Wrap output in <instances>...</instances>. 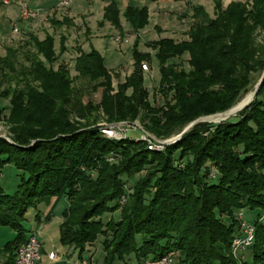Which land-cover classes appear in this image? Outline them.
<instances>
[{
    "label": "trees",
    "instance_id": "1",
    "mask_svg": "<svg viewBox=\"0 0 264 264\" xmlns=\"http://www.w3.org/2000/svg\"><path fill=\"white\" fill-rule=\"evenodd\" d=\"M192 12L187 40L160 39L146 46L158 64L162 107L148 102L141 64L151 61V55L137 50V38L133 70L112 96L110 73L100 53L90 48L76 58V72L100 80L104 89L98 108L108 122L133 121L143 114L145 131L167 137L199 118L229 110L250 86L251 75L262 74L264 49L255 46L254 33L264 30V0L232 2L225 9L216 1L213 18L202 7ZM122 16L134 31L146 24L144 9L128 8ZM104 19L119 28L113 3L105 8ZM33 44L43 61L32 58L21 71L16 50L6 47L0 57V84L15 78L23 82L21 88L0 89V100L9 99L14 125L10 142L0 137V172L13 165L19 173L13 193L0 187V226L14 232L2 246L4 264H14L18 246L35 230L24 227L27 210L45 204L47 221L61 198L67 207L59 241L77 252V262L101 236L103 264L124 262L132 255L142 264L171 251L179 254L180 264H264V223L259 220L264 216V76L253 101L235 120L215 126L197 123L162 151L150 150L142 140H116L95 128L73 127L67 108L72 80L63 67L51 68L57 59L53 39H34ZM184 55L188 71L180 66ZM121 197H126L123 206ZM244 209L261 213L250 224L252 245L234 257L232 242L242 236L237 217ZM104 214L117 218L106 224L95 220ZM41 218L40 213L34 216L36 223Z\"/></svg>",
    "mask_w": 264,
    "mask_h": 264
},
{
    "label": "rangeland",
    "instance_id": "2",
    "mask_svg": "<svg viewBox=\"0 0 264 264\" xmlns=\"http://www.w3.org/2000/svg\"><path fill=\"white\" fill-rule=\"evenodd\" d=\"M251 0H241L240 2H246L249 5ZM32 2V1H31ZM29 3V8H32V3ZM1 6V5H0ZM2 7H0V11H2ZM17 11V10H16ZM209 17L213 18L214 13L208 14ZM35 21V20H34ZM52 26H48L47 24L39 28L38 31L32 34H18L12 31L11 23L6 20H0V42H13L11 48L16 50V68L18 70H23L24 68H28L30 65V61L32 58L39 59L43 61L42 56L36 50L33 41L34 39L37 41H43L47 36H50L53 39V54L57 59L53 61L51 68L54 71H57L60 67H63L67 72V76L71 79V99L70 104L68 105V109L70 110L69 121L76 128L82 127H90L95 128L101 135L108 137L113 132L112 138L116 140H122L125 138L142 140L148 145V139L150 138L154 142H175L177 139L173 140L182 130L175 131L171 133L167 137H157L156 135L147 132L144 130L145 121H143V114H139V116L133 121H121L119 123H110L108 122L107 117L104 115L101 108H98L102 99L103 87L99 86V81H93L89 78L82 77L75 70V61L82 53H87L90 49V42L87 35L81 33L78 30H74L73 28H57L55 24H51ZM20 27V25H18ZM15 35V36H14ZM14 36V37H13ZM254 44L260 50L264 49V30L256 28L254 33ZM117 37V38H116ZM34 38V39H33ZM119 38V39H118ZM33 39V40H32ZM118 39V40H117ZM184 38H180L183 40ZM105 42V41H104ZM106 50L104 49V45L98 42H94L96 49L99 51L100 55L103 57V65L108 70H110V78H111V89L112 91L108 93L109 96H112L116 89L117 85L123 83L125 78L130 74L128 70L133 67L132 60V47L134 42H130L124 34H116L113 32L112 34L106 37ZM137 50L140 52H150L148 47L143 48L139 42L137 45ZM5 56V48H0V57ZM187 56L184 55L181 59V68L185 71H188L187 65ZM264 59V57H263ZM148 67V71H143V76L145 77L144 87L148 92V102L152 107L159 108L164 105V98L158 89L159 82V73L157 61L151 58V67L149 62L144 61ZM46 67L49 64L45 63ZM132 70V69H131ZM264 72V71H263ZM262 72V74H263ZM129 74V75H128ZM262 74L255 73L251 75V84L247 88L246 92L241 93L239 99L237 100L236 106L240 100H242L247 94L253 93L256 84L259 82ZM20 78H22L20 76ZM33 84L37 85L36 82ZM21 88L23 87V82H20L17 78L13 79V81H5L0 84L1 90H12V88ZM130 90L126 92L127 95H130ZM233 106V107H234ZM0 108L3 109V114L0 116V137L11 141L12 140V128L14 125L10 123L9 120V99L0 100ZM232 108V107H231ZM230 108V109H231ZM81 113V114H80ZM237 115V114H236ZM236 115L230 117L229 119L235 120ZM143 116V117H142ZM208 117V116H207ZM228 120V119H227ZM225 121V120H224ZM211 123L206 120V123L215 126L221 122ZM19 124V123H18ZM17 124V126H18ZM189 125V124H188ZM164 149V148H163ZM161 149L160 151H162ZM159 151V150H158ZM188 159V158H187ZM109 162H114V159H109ZM211 165V171H215L214 167ZM17 170L13 167V165H7L0 172V187L4 190L5 193L11 194L15 191L18 183ZM144 172L134 176L133 180L129 181L126 192L132 187V183L134 180L142 177ZM213 173H211V176ZM90 177L95 178V173L90 172ZM125 179V177H122ZM126 201V197H121L119 204L124 205ZM67 207V202L64 198L57 200L53 208L51 209L50 218L47 221L43 222V225L39 227L40 235H41V243L43 245V251L46 253L50 252L54 247L57 248V258L54 261H48L47 255L45 253L42 255L40 262L37 264H65L66 263H74L78 260L77 252L73 248H68L67 246H63L59 241V224L61 221L62 211ZM46 205L40 204L38 208H30L27 210L25 215L24 227L26 229L36 227V222L34 220V216L36 213H42L45 210ZM261 213L259 210H243V221L247 224H252L257 216V214ZM117 214V213H116ZM104 214L99 219L102 224H106L109 219L117 218V215ZM113 216V217H112ZM240 231L242 233L241 227ZM14 237V232L8 228L0 226V247L7 241L12 240ZM103 240V237L98 236L97 241L94 246L91 247V252L88 253L85 251L82 254L84 260H88L89 256H92L93 264H103V252L100 241ZM172 252V251H171ZM173 264H180V256L177 252H173ZM238 254V253H237ZM245 254V253H244ZM244 254L243 257H244ZM237 256H240L237 255ZM67 257H70L67 259ZM1 258V256H0ZM145 263V262H144ZM142 263V264H144ZM114 264H137L134 256H130L124 262L115 261Z\"/></svg>",
    "mask_w": 264,
    "mask_h": 264
},
{
    "label": "crops",
    "instance_id": "3",
    "mask_svg": "<svg viewBox=\"0 0 264 264\" xmlns=\"http://www.w3.org/2000/svg\"><path fill=\"white\" fill-rule=\"evenodd\" d=\"M216 1L220 3L222 9H225L230 3L241 0H30L32 9L40 10V18L35 21H21L18 5L12 4L5 8L0 6L3 9L0 11V20H6L11 25L15 23L18 29L15 34L27 35L38 31L43 25L47 24L51 27V24L57 22V28H73L86 34L89 38L88 42L91 44L89 49L93 48L96 51L98 50L94 42L105 46L106 37L113 32L119 35L120 33L124 34L130 42H134L137 38L139 44L145 48L148 43L160 39H172L175 42L182 41L180 38L187 40L188 30L193 24L192 9L202 7L207 14H211L214 13ZM111 3L118 10L119 28L114 27L111 22L104 19L105 8ZM128 8L146 11V24L141 29L134 31L129 22L122 16ZM12 45L13 42H0V48L3 49ZM104 49L106 50V46ZM144 53H150L151 58L155 59L154 51L150 50V52ZM149 64L151 67V61ZM131 69L133 70V67ZM131 69L128 70L129 74L132 72ZM108 71L111 74L109 69ZM143 78L145 81L144 76ZM47 211L48 207L41 213V222L36 223V227L30 228V230L38 229L43 225V218ZM2 246L0 247V264H4L7 257L2 251ZM43 252L42 245V255L45 253ZM69 258L67 257V259ZM77 263V261L74 263L65 262V264Z\"/></svg>",
    "mask_w": 264,
    "mask_h": 264
},
{
    "label": "built area",
    "instance_id": "4",
    "mask_svg": "<svg viewBox=\"0 0 264 264\" xmlns=\"http://www.w3.org/2000/svg\"><path fill=\"white\" fill-rule=\"evenodd\" d=\"M30 0H0V5L2 7H8L12 4H17L19 7V19L21 21H31L40 18V10L29 8ZM13 32H17L16 24H12ZM119 39V38H118ZM117 39V40H118ZM141 69L143 71H148V67L145 63L141 64ZM109 135L108 138H112L113 132ZM148 141V148L150 150H161L164 148V145L169 144L171 141L164 142H154L150 138ZM238 220L240 221V227L242 230V236L237 237L232 242V255L237 257L241 252L249 248L254 240V227L250 224H247L243 221L242 213L238 214ZM260 222L264 223V216L260 217ZM41 235L39 228L32 231L25 242L20 244L15 252L14 264H37L40 262L42 257V243H41ZM238 253V254H237ZM47 259L49 261H53L57 258V248H53L47 254ZM173 252H169L168 254L153 260H146L144 264H173ZM78 264H93L88 260H81Z\"/></svg>",
    "mask_w": 264,
    "mask_h": 264
},
{
    "label": "water",
    "instance_id": "5",
    "mask_svg": "<svg viewBox=\"0 0 264 264\" xmlns=\"http://www.w3.org/2000/svg\"><path fill=\"white\" fill-rule=\"evenodd\" d=\"M263 76H264V72L259 80V82L256 84L255 86V89L252 93V99L247 102L246 104H243V105H239L237 104L236 106L232 107L231 109L225 111V112H222V113H218V114H214V115H211V116H208V117H203V118H199L193 122H191L189 125H187L179 135H177L173 140L175 139H178L180 138L183 134H185L192 126H194L195 124L197 123H201V122H206V119L209 118V117H220L223 121L228 118L229 116H231L232 114H235V113H238L240 111H242L244 108H246L254 99L257 91H258V88L259 86L261 85V82H262V79H263Z\"/></svg>",
    "mask_w": 264,
    "mask_h": 264
},
{
    "label": "bare ground",
    "instance_id": "6",
    "mask_svg": "<svg viewBox=\"0 0 264 264\" xmlns=\"http://www.w3.org/2000/svg\"><path fill=\"white\" fill-rule=\"evenodd\" d=\"M252 99V93H249L247 94L242 100H240V102L238 103L239 105H243V104H246L247 102H249L250 100ZM237 113L235 114H232L231 116H229L228 118L230 117H233L235 116ZM228 118H226L225 120H227ZM208 122H211V123H216V122H220V121H223L220 117H209L206 119Z\"/></svg>",
    "mask_w": 264,
    "mask_h": 264
}]
</instances>
